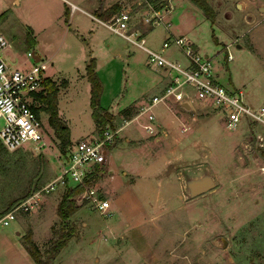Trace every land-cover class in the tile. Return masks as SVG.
<instances>
[{"label":"rangeland","instance_id":"obj_1","mask_svg":"<svg viewBox=\"0 0 264 264\" xmlns=\"http://www.w3.org/2000/svg\"><path fill=\"white\" fill-rule=\"evenodd\" d=\"M62 1L0 0V13L5 11L0 32L10 42L3 51L9 66L29 69L37 55L47 64L44 74L55 80L59 90L67 78V88L57 94V106L75 142L98 133L85 75L89 58H94L103 85L101 105L114 115L106 124L111 128H119L140 109L139 104L129 105L132 111L127 117L122 107L157 93L156 77L163 67L147 64L143 48L84 12L87 7L82 0H64L66 6ZM94 1L95 7L89 10L92 13L108 7V2L128 10L129 32L143 36L144 44L151 49L159 51L168 34L184 35L201 54L213 60L220 82L241 89L252 108L264 104V0H207L216 13L213 23L192 0ZM73 2L80 7L75 12L70 11ZM156 10L163 21L152 25L158 20ZM30 28L36 40L32 47L26 42ZM163 55L182 66L188 62L175 44L165 48ZM161 106L153 107L154 122L157 118L168 121L167 138L181 140L179 146L187 147L191 162L200 164L180 169L178 183L160 166L146 172L149 178L139 181L132 190H119L120 201L113 205L115 215L119 212L118 216L135 218L132 221L141 219L129 224L128 229L121 224L111 233L115 219L79 204L69 220L76 236L63 246L53 264H264V149L256 147L252 125L243 120L236 128H227L221 113L207 109L200 114L206 119L198 127L197 149L192 146L194 139L178 140L172 134L185 135L193 130L183 132L179 120L172 114L166 116ZM41 110L46 145L35 149L26 142L18 149L0 152V218L22 199L39 195L34 208L16 211L9 225L0 222V264H35L22 238L32 232L44 250L61 225L55 204L65 187L49 186L59 173V139L49 124L48 112ZM148 114L129 120L120 133L121 140L125 141L124 135L130 131L142 135L148 132L144 128V121L152 122ZM129 151L117 150V166L128 160L132 163L135 157ZM110 154L106 161L112 160ZM110 168L105 162L99 170L106 172V177ZM120 168L115 171L123 177ZM204 179H211L214 187L195 194L194 184ZM90 183L106 197L99 188V178H91ZM176 190L178 196L173 197ZM135 196L142 201H135Z\"/></svg>","mask_w":264,"mask_h":264},{"label":"built area","instance_id":"obj_2","mask_svg":"<svg viewBox=\"0 0 264 264\" xmlns=\"http://www.w3.org/2000/svg\"><path fill=\"white\" fill-rule=\"evenodd\" d=\"M77 9L80 7L71 3L70 11ZM156 14H159V10H156ZM93 16L113 32L143 48L147 53V64L156 63L171 73L170 81L159 92L149 97L147 103L139 109V114L149 112L148 118L152 122L144 123L146 130H155L152 111L155 104H182L199 100L221 113L227 128L234 129L243 120L248 126L252 125L250 130L255 145L264 149V104L252 108L241 89L220 82L214 70L213 60L208 55L201 54L195 48L194 42L184 35L168 34L162 41V48L157 51L144 44L143 36L129 32L128 10L120 9L105 20ZM162 21V17L158 15V20L152 25ZM171 44H175L187 56L188 62L185 66L163 55L165 48ZM9 46V40L0 32V141L10 151L18 149L26 142H31L32 148L39 149L46 145V142L40 118L43 102L36 95L44 91V80L47 77L44 70L47 64L39 58L35 59L29 69L11 67L3 57V51ZM230 58L228 53L227 59ZM118 131L119 128L105 126L101 133L71 141L67 150L60 153L59 173L49 185L50 188L53 189L57 185L81 186V190L75 195L76 203L94 207L105 216H110V201L101 196L99 189L90 183L89 175L105 161L107 148L113 143ZM38 196L32 194L16 203L11 210L3 214L0 222L9 225L15 219L16 211L34 208L38 203Z\"/></svg>","mask_w":264,"mask_h":264},{"label":"crops","instance_id":"obj_3","mask_svg":"<svg viewBox=\"0 0 264 264\" xmlns=\"http://www.w3.org/2000/svg\"><path fill=\"white\" fill-rule=\"evenodd\" d=\"M82 1H83V4H85V7H87V9H84L83 11L93 18H94L93 15L97 16L95 13L93 14L91 11H89L90 9L95 7V4H96L95 1L94 0H82ZM62 2L66 6V3H64L65 1L63 0ZM111 4L113 3L108 2V6ZM73 14L74 13L70 12V15L73 16ZM195 46H196L195 48L199 51L196 44ZM88 57L89 56H87V58ZM160 72H161L160 75L156 77V82H155L156 92H159L171 79V73H169L165 69H161ZM217 76L219 79V75ZM64 79L67 80V78H64ZM67 86H68V80H67L66 86H64L61 89H66ZM61 89L58 91V93L61 91ZM148 99H149V96H147L146 98H142L139 102L138 100H136L122 107L121 109L131 104H139V106L141 107L142 105L147 103ZM158 104H163V106H161L160 109L165 112L166 116H169L170 114H172L177 120H179V123L182 124L181 126L182 130H185L183 132L193 130L192 133H186L185 135H178L176 132H173L172 134L176 135L178 140H179V137H182L183 141L190 138L192 142L194 139L195 143H193L192 146L196 145L195 147H197L198 149L200 145V142L197 144V141H196V137H199L197 136V133H198L197 131L199 129L198 127L203 122V120L206 119V116L203 117V116H200V114L203 111H206L207 109L211 111L212 108L206 105L204 102L199 101V100H193L190 103H188L189 107H185L183 104H179V103H169V104L158 103ZM158 104H155L154 106ZM153 107H152V111H153ZM104 108L106 109V107ZM141 115L142 114H139L138 112L137 115L134 116L133 118L134 119H137L138 117L140 118ZM133 118L127 119L126 123L129 122V120H132ZM154 119H155V115H154ZM157 119H158L157 123L153 121V125L155 127L154 132L156 133L158 132L157 135H154L153 134L154 132H150V131L148 132L146 131L144 135L140 133H136L135 131L134 132L130 131L129 133H126L124 135L126 138L125 141L121 140L122 136L120 135V133L123 130L126 123H124L123 125H120L119 131H118L119 135L116 138V141L114 142V144H112L111 146L110 145L108 146L107 151H106L105 161L103 162V163L106 162L108 165L110 164L111 166V168L109 169L110 174H108L105 177L104 174L106 172L99 170L100 166L103 164L101 163L97 167V171L95 172V175L92 177V181L99 178L98 185H101L99 186V188L105 192L106 197L105 196L104 197L110 201L111 215L108 217V219L110 220L115 219V222H116L114 227H110L111 233L115 231V227L116 229L117 227L119 229V227H121V224H123L124 226L125 225L128 226L126 227L128 229L130 225L134 224V222L135 223L141 222V219L140 221L139 220L132 221V219H135L133 217H130V218L126 217L127 218L126 220V218L123 215L120 214V216H118L119 212H118V215H115L117 212L115 213L116 210H114L115 208L113 209V205L115 201L116 202L120 201L121 195L119 193V190L121 191L125 189L132 190L133 187L136 186L139 181H142L146 177L149 171L157 167H160V166L162 167V172H164L165 170L169 172L172 175V180L178 183L176 179L177 178L176 175L180 169H187L191 165L199 163V162H196V163L191 162L193 157L191 154H188V152H186L187 147L179 146L181 143V140L177 141L176 138H169V137L167 138V136L169 135V132L167 130L168 121H164V119L162 118H157ZM150 138H153V140ZM70 139L72 141L71 137ZM119 148L130 150L131 152L129 151L130 152L129 155L132 156V158L135 157L136 159L133 158L132 163L129 162L131 160L126 161L125 163H123L124 165L121 164L123 166L122 168H120L121 165L117 166L118 161L114 160L115 153L117 152ZM108 152L111 153L110 158L113 160V161L112 160L110 161V159L108 158L110 163L109 161H106ZM203 155L205 156L206 154L203 153ZM138 163H140V167H138L137 169L135 167L137 166ZM119 168L122 169L123 171V174H124L123 177L118 176V172L116 173L115 171V169H119ZM146 178H149V177H146ZM112 183H115V185H112ZM173 189H177V188L175 187ZM177 191L178 190L173 192L172 194L173 197L178 196ZM109 195H113L112 196L113 198L109 197ZM59 200L60 199H58L55 204L56 208H57ZM135 201L141 202L142 199L140 198V196H135ZM125 220L128 223H125Z\"/></svg>","mask_w":264,"mask_h":264},{"label":"trees","instance_id":"obj_4","mask_svg":"<svg viewBox=\"0 0 264 264\" xmlns=\"http://www.w3.org/2000/svg\"><path fill=\"white\" fill-rule=\"evenodd\" d=\"M198 7H200L208 17H210L211 22L215 20L216 13L212 6L208 3L207 0H192ZM120 10L118 3H113L108 7L103 9H96L95 14L100 19H108L113 16L116 12ZM68 10L65 9V13ZM5 11L0 13V22L4 19ZM67 18V17H66ZM26 42L28 46H34L36 40L33 35V30L30 28L26 32ZM86 75L90 83V106H91V115L94 118L97 126L98 132L101 133L106 124L114 117L112 113L107 111L101 105V95L103 90V85L100 80V77L95 70L94 58L89 59V63L86 67ZM62 86H66L67 80L64 79L61 82ZM59 87L55 80L50 77H45L44 80V91L38 93L36 96L43 103V110L49 114V124L54 128L56 135L59 139V149L60 153H64L68 145L71 143L70 139V130L69 127L63 124L60 119L58 106H57V94ZM132 108L128 106L121 110L124 112L127 117L131 115ZM6 149L0 141V152ZM7 150V149H6ZM97 168L93 173L89 175L91 179ZM90 181V180H89ZM81 190V186L70 187L66 186L65 190L61 196V199L57 205L56 213L61 220L60 228L54 231V237L49 241L47 247L44 250H41L39 245L35 242L32 236V232H28L22 238V245L25 250L28 252L30 257L33 259L35 264H53V259L58 255L63 246L72 238L76 236V228L69 221L72 214H74L78 209L79 205L75 201V195Z\"/></svg>","mask_w":264,"mask_h":264},{"label":"water","instance_id":"obj_5","mask_svg":"<svg viewBox=\"0 0 264 264\" xmlns=\"http://www.w3.org/2000/svg\"><path fill=\"white\" fill-rule=\"evenodd\" d=\"M261 10H264V7H261ZM34 58L36 60L39 59L37 55H34ZM185 107H189L188 103L183 102L182 103ZM214 187V183L211 179H204L202 181H199L198 183L194 184L193 191L195 194H200L205 191H209Z\"/></svg>","mask_w":264,"mask_h":264}]
</instances>
